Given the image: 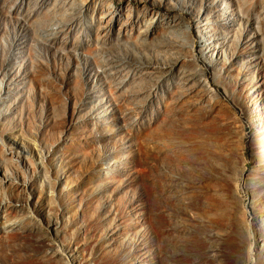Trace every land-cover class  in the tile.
I'll use <instances>...</instances> for the list:
<instances>
[{"label":"rangeland","instance_id":"1","mask_svg":"<svg viewBox=\"0 0 264 264\" xmlns=\"http://www.w3.org/2000/svg\"><path fill=\"white\" fill-rule=\"evenodd\" d=\"M251 194L264 0H0V264H219Z\"/></svg>","mask_w":264,"mask_h":264},{"label":"bare ground","instance_id":"2","mask_svg":"<svg viewBox=\"0 0 264 264\" xmlns=\"http://www.w3.org/2000/svg\"><path fill=\"white\" fill-rule=\"evenodd\" d=\"M199 177L204 178L205 174L199 173ZM232 200H233V196L226 194L221 198V200L218 203L215 204H208V201L205 200L203 202L205 204L203 208H205L207 212H211L212 214H220L219 216H223V215L230 216V214L227 213V211L229 210L228 209L229 204L226 205V203H229ZM258 201H259V197L257 198L256 196L251 194L250 205L252 206L254 211V220L252 223V229L254 228V233H255L254 244L253 243L250 245L247 244L246 228L243 227L242 223H237V219H235L236 220L235 222H231V223L224 222V224L213 225L211 226V228L208 229L204 228L200 230V233L203 238L202 240L204 241V243H206L205 247L204 248L202 247L203 248L201 252L202 259L214 261L216 260L215 257L218 253L221 259L223 257L222 260L224 262L226 260L227 262L225 263L228 264H248V263L264 264V209L257 205V203H259ZM232 209L234 208L232 207ZM233 216H237V215L233 214ZM255 247H256V252L253 255ZM40 248L44 249L46 247H40ZM197 255L199 254L197 253ZM197 255L194 254V257ZM197 259H200V257L196 258L195 259L196 261L195 260L194 261L197 262ZM199 261L197 263L200 264L201 262ZM220 261L217 262L220 264ZM203 263H207V262L204 261Z\"/></svg>","mask_w":264,"mask_h":264}]
</instances>
